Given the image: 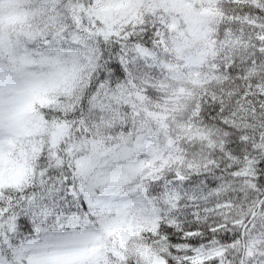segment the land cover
Returning a JSON list of instances; mask_svg holds the SVG:
<instances>
[{
	"label": "snow or ice",
	"instance_id": "6c2138e0",
	"mask_svg": "<svg viewBox=\"0 0 264 264\" xmlns=\"http://www.w3.org/2000/svg\"><path fill=\"white\" fill-rule=\"evenodd\" d=\"M0 264H264V0H0Z\"/></svg>",
	"mask_w": 264,
	"mask_h": 264
}]
</instances>
